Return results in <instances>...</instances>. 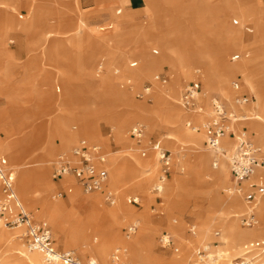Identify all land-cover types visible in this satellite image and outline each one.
Segmentation results:
<instances>
[{"label": "rangeland", "instance_id": "1", "mask_svg": "<svg viewBox=\"0 0 264 264\" xmlns=\"http://www.w3.org/2000/svg\"><path fill=\"white\" fill-rule=\"evenodd\" d=\"M20 2L24 3L26 0ZM59 2L54 8L42 11L44 17L38 30L32 27L36 13L33 9L27 8V12L7 5V13L0 22V114L7 111L0 118V152L2 153V144L9 143L17 156V160H8L16 173V191L25 209L37 223L46 225L51 230L58 251L72 252L83 264L90 262L87 250L80 247L84 245V235L77 236L78 246L75 248L74 242L69 240L72 235L69 222L60 228L49 218H40L42 207L32 206L23 199L21 191L19 168L23 164L31 168L38 165V161H32L37 156L33 157L28 153L39 154L44 139L49 137L51 123L65 122L66 132L80 137L71 148H66L60 137H53L54 154L45 164L47 182L52 184L49 201L67 202L70 195L77 193L79 200L73 207L71 204L69 206L78 218L86 220L92 212L89 207L90 197L100 194L102 209L107 214L113 212L120 202L128 214L124 219L121 217L123 220L117 225V244L100 264H113L114 252L117 249H128L127 244L135 242L139 237L141 244L138 250L133 254L130 251L125 253L124 264H196L198 251L206 245L213 254L224 253L228 262L221 264H229L241 255L242 247L251 242L236 244L229 238L223 239L224 229L235 223L239 233L259 230L262 227L259 208V224L254 228H244L240 223V217L246 210L243 198L244 208L237 209L231 204L229 212L234 213L230 215L220 205H212L211 196L206 192H215L211 188L215 185V175L223 165L219 160V167L214 168L216 159L207 149V133L202 129L193 132L187 127L188 122L201 127L210 120L211 101L209 110L199 103L200 108L203 107L201 113L186 112L179 103L189 84L199 86L202 91L199 94L201 99L209 101L212 94H218L214 98L221 99L227 112L231 113L243 106L236 104L237 95L249 94L255 97V101L256 96L264 93V59L255 70L256 91L248 86L241 75L224 77L227 67L241 64L245 57L246 60L253 59L252 47H255L254 51L257 53L263 52L264 58V32L258 35L260 39H255L257 25L261 28L264 25V0ZM137 5L140 6L136 7ZM190 5H197L199 12L190 13ZM20 15L24 18L20 19ZM232 16L239 17V20L231 19ZM229 35L232 37L225 38ZM239 38L245 42L243 51H237L233 47L228 53L225 52L226 62L223 60L224 53L218 59L216 53L224 51L227 43H238ZM114 42H120L115 44L121 46L120 53L115 46H109V43ZM200 42L203 45H199ZM192 44L199 46L188 49ZM185 47L187 49L184 54L196 53L195 56L198 55L203 63L204 54L210 53L215 65L201 64L197 68L202 72L193 70L187 76V70H183L185 66L179 64L182 68L176 67V70L183 76L179 77L176 90L173 87L176 70L171 65H163L145 78L152 62H165L163 57L173 61L177 58V50ZM242 52L247 55H240ZM235 56H239V59L232 61ZM134 62H137V66L132 67ZM188 64L189 62L186 67ZM157 74L168 76V84L164 86L155 82ZM210 76L218 81L217 88L212 87ZM236 81L241 85L238 92L232 87ZM155 85L164 92L159 97L155 94ZM148 89L150 91L146 93L145 90ZM86 92L95 95L85 94ZM67 109H74V116H70ZM236 115L251 117L253 112L243 108ZM256 115L238 124L249 128L257 145L264 152V144L253 134L261 125ZM84 119L91 129H95V137L91 139L85 136ZM136 125H143L146 130L142 144H137L129 135L130 129ZM199 134L204 136L202 147L192 139ZM82 138L101 145L108 156L110 180L105 192L115 195L114 204L107 201L105 192L87 194L76 185L65 184L64 179L60 185L52 181L59 152L71 155L72 149ZM227 140L231 142L229 138ZM151 142L160 144L173 158L171 174L163 183L159 182L160 165L150 148ZM142 152L147 153L146 157L142 156ZM201 154L208 156L205 164L199 159ZM136 158L138 161L134 160ZM226 162L227 158L223 164L229 173V164ZM116 163H119L123 172L121 182H117ZM141 180L144 190L135 188L136 182ZM65 186L73 188V192L64 198L56 197ZM233 186L230 179L225 189L221 190V201L231 199L229 191ZM156 187H161L162 192L158 193ZM130 199H138L139 205L131 204ZM263 201L264 196L258 207ZM236 214L239 216L235 217ZM103 221L107 227L108 217L103 216ZM132 225L137 226V232L127 238L126 230ZM106 230L103 228V232ZM0 231L19 232L2 226ZM15 234L18 249L0 241V264H22L26 253H32L29 251L28 241L21 238L22 232ZM94 236L91 237L93 243ZM163 236L172 238L179 248L178 253L162 247ZM262 240L264 236L254 241ZM98 243L104 244L103 238ZM42 262L46 264L43 255Z\"/></svg>", "mask_w": 264, "mask_h": 264}, {"label": "built area", "instance_id": "2", "mask_svg": "<svg viewBox=\"0 0 264 264\" xmlns=\"http://www.w3.org/2000/svg\"><path fill=\"white\" fill-rule=\"evenodd\" d=\"M238 59L239 56H235L232 61ZM154 81L165 86L169 82V77L164 74H157ZM240 86L238 81L232 85L233 90L236 92L240 90ZM201 92L198 85H187L181 96L180 106L186 112L201 113L202 109L198 103ZM253 99L252 96L239 95L235 98V102L239 105H248ZM241 119L234 112H227L224 102L216 98L212 102L210 120L201 127H196L192 122H188L187 127L195 132L201 129L204 130L207 133V149L217 156L224 153L221 152L223 139L226 137L235 139V149L228 162L234 183L229 193L243 198L246 204V211L240 217L241 226L254 228L259 224L257 207L260 199L264 196V181L260 178L259 182L255 183L253 179L258 171H264V152L245 132L238 134L235 132L232 123ZM129 135L137 144H142L146 130L143 125H136L130 129ZM149 145L160 165L159 182L163 183L171 174V154L158 143L151 142ZM146 155V152H142L143 157H146ZM72 158L63 153L56 158L53 180L59 182L64 177L70 176L76 180L78 187L87 194L103 191L109 177L106 168L108 156L103 147L91 143L87 139H81L72 150ZM219 163V160H215L214 168H218ZM162 190L161 187H156L158 193H161ZM72 192L73 188L66 187L56 197L64 198ZM105 193L107 201L114 204L115 195L111 192ZM129 202L139 205L138 199H130ZM0 226L22 230V238L28 241L29 249L43 254L50 264H83L72 252L58 251L51 230L46 225L37 223L34 217L25 209L16 191L15 172L12 170L8 158L1 152ZM136 232L137 226L132 225L127 228L126 237L131 238ZM192 232L195 233L194 228H192ZM216 235L218 236L219 233ZM161 242L164 249H173L175 253L179 252V248L176 247L171 237L163 236ZM124 254V250L117 249L113 254L112 263L124 264ZM262 254H264V241L248 244L243 247L242 256L232 260L229 264H264V260L261 258ZM224 262H228L227 258L223 255L213 254L209 246H204L197 253L196 264H221ZM88 264L98 263L89 262Z\"/></svg>", "mask_w": 264, "mask_h": 264}, {"label": "bare ground", "instance_id": "3", "mask_svg": "<svg viewBox=\"0 0 264 264\" xmlns=\"http://www.w3.org/2000/svg\"><path fill=\"white\" fill-rule=\"evenodd\" d=\"M59 1H61V0H26V2L22 3V2H20V0H0V22L4 17L3 15L5 13H7V11H6L7 5H9L10 7L16 8V10L17 9L18 10H26L27 12H28V9H33V11L36 13H35V17H34V23H32L33 24L32 27L35 28V30H38L41 26V23H42L43 17H44L42 11H44L45 9H48V8H54L55 4L60 3ZM43 2H45L47 4V6L44 8L38 7V5L43 4ZM49 2H51V3H49ZM51 4H53V6ZM192 8H193V12H191ZM188 9H189L190 13L195 14L198 11V6L197 5H190ZM246 23H248V22H246ZM260 28L261 27H259L257 25L258 32H257V35L255 37L256 40L260 39L259 38L260 33L264 32V25H262L261 29ZM0 29H1V25H0ZM199 45H203V43L200 42ZM199 45L192 44V45H190V47H188V49L193 48V47H197ZM233 47H236L237 51L241 52L245 48V42L242 41V38H239L238 43H235V44L227 43V44H225L224 45V51L216 53L218 59L221 58V55H223V53H224L223 60H224V62H226L227 58H226L225 52L229 51ZM185 49H187V47L178 49L177 50L178 55L176 54L177 58H174L173 61H171L170 58L163 57L165 59V62H168V64L171 65V67L176 70V66H174V64H176L178 62L182 63L184 61H187V58H188V62H189L188 67L183 68V70H185V69L187 70V71H185V74L187 76L190 75V73L193 70H197V72H202L201 70H199L197 68L201 64L203 66L204 65L209 66V64H211L212 66L215 65V60H213L209 56L210 53L204 54V58H205L204 59L205 64H204L198 58V55L195 56L196 53L195 54L192 53L191 55L184 54ZM251 49H252L253 55H254L253 59L246 60V57H245V59H243L241 64H239L237 66L229 67V68L227 67V70L223 69V71L225 70V73H224L225 78H226V76H235V77H238V75L243 76V78L246 80L248 86L253 91H256L257 88H256V83H255V79H256L255 70L258 67L259 63L264 58H263V54H262L263 52L257 53V51H254L255 47H252ZM240 55L245 56V55H247V53L242 52V54H240ZM202 57H203V55H202ZM173 62H174V64H173ZM160 63H161L160 61L155 62V63L152 62L149 65V71L150 72L147 75H145L146 79L152 73L151 70H152L153 66H155L156 64H160ZM133 66H136V65L134 64ZM262 71H264V70H262ZM175 73H176V76L173 78L174 79L173 87H175L174 89L176 90L177 89V82L179 81V77L183 76V74H181L177 70ZM154 87H155V94L157 97L161 96L164 93L158 85H155ZM149 91H150L149 89L145 90L146 93ZM261 97H262V95L259 94V96H258V101H259L258 110H259V112L257 113L256 118L261 123L262 126L260 125V127L258 129H256L254 133L257 135L259 141H261L264 144V101H262ZM214 99H216V98H214ZM214 99H212V102ZM248 105H243V106H248ZM4 112L6 113L7 111L4 110L0 114V118H2L4 116V114H3ZM98 114H100V113H98ZM247 119H245V120H247ZM0 125H2V124H0ZM83 128L85 129V136H87L90 139L95 137L94 136L95 135L94 134L95 129L94 130L91 129L87 125L85 119H84V127ZM50 130L51 131L49 132V137L47 139L49 141L50 151L47 155V158L44 160L38 161V165L36 166V168L27 167L26 164H23L19 168L20 178H21L20 185H21V191L23 194V199L29 201L32 204V206L40 205L43 209V213L39 217L42 218L44 216L46 218H49L50 221L56 225V227L62 228V226L65 223L69 222V224L71 225V228H72V230H71L72 235L69 236V240L71 242H74L73 245L76 248L78 246L77 236L79 234L84 235V237H85L84 245L83 246L81 245L80 247H82V249L87 250V253L90 256V262H96V263L100 264L103 260L107 259L112 247L115 244H117V241L119 239L118 234H117V225L124 219V216H127L128 214L125 213V209H124L125 206L123 205L122 202H120L119 205L114 208L113 212L107 214L106 211H104V209H102L103 207L101 205L100 194L93 195L90 197L91 201H90L89 207H90L92 212L90 213V216L86 220L78 218L76 216L75 212L73 211V208H71L69 206V204H71L73 207L74 206L73 204L79 200V198H78L79 196L77 195V193L75 194V192H74L72 195H70L67 202L59 200L55 203H52L49 201L48 195L50 193H52L51 192L52 184L50 182H47V170H45L46 169L45 164L50 161L51 157L54 154V150H55L54 144L55 143L53 141V137H55V136L60 137L63 145L66 148H71L73 146V144L78 141V139L80 137L78 134L66 132L65 122L59 123L58 121H54L50 125ZM192 139H193V142H195L198 146H201V147L203 146V140H204L203 134H199L197 136H194ZM227 139L228 138L223 139V142H222L221 152H224V153H221L219 156H217L210 151V153L213 155V157H215L216 160H220V162L222 163L223 166H222L221 170L219 171V173L217 175H215V185L211 188V189H214L215 192L214 193H210V192L207 193L206 192V194H209V196H211L213 206L220 205L221 209L225 213L228 212V214L230 215V214L234 213V212L233 213L229 212V209H231V204L233 205L234 208H237V209H243L245 204L241 200V197H239L238 195L232 196V197H230L231 198L230 200L228 199L226 201H221V198H220L221 197L220 196L221 190L225 189V187L229 183V173H227L223 163H225V158H227L226 163H228L230 161V156L233 154L234 149H235V148H233L235 145L232 147L228 146L229 141ZM2 153L10 160H13V159L17 160V156L13 153L12 145L9 143H7V144L3 143L2 144ZM69 158L73 159L72 158V152H71V155H69ZM199 159L202 162V164H205L208 161V156L206 154H201L199 156ZM172 160H173V158H172ZM107 163H106V168H107L108 173H109V168L107 166L108 165ZM115 173H116V177H117V182H121L123 172L121 171L119 163H116ZM15 175H16V173H15ZM230 175H231V172H230ZM63 179H64L65 184L75 185V181L73 178L66 177ZM231 179H232V176H231ZM109 180H110V177H108L107 183L105 184L103 191L98 192V193L103 194V192H105V189L107 188V186L109 184ZM232 182H233V180H232ZM134 184H135V182H134ZM136 184H135L136 185L135 188H140V189L144 190L142 180L136 182ZM123 193H125V192H123ZM230 195H234V194L230 193ZM233 197H235V198L232 199ZM258 208H259V210H258ZM257 210L259 211V216L261 218L260 221L262 223V227L259 230L253 231L250 233H239V228L235 225V223L234 224L232 223V224H229V226L224 229L225 236L223 237V239L229 238L230 240H232L236 244H240V243L252 242L256 239L263 237L264 236V201L261 203L260 207H257ZM103 216L108 217V219H109V221H108L109 224L107 225V227L104 225ZM238 216L239 215H237V214L235 215V217H238ZM121 217H123V219ZM136 223H138V222H136ZM103 228H106L107 230L105 232H103ZM172 229H173V227H172ZM13 230H15V229H13ZM16 230H18L20 233L22 232V230H20V229H16ZM99 230H100V232H99ZM19 232H15V233H19ZM173 232L174 231H172V233ZM15 233L0 231V241L5 242L7 245H9L11 247H15L18 249L19 244L17 242H15V239H17V236H16L17 234H15ZM174 233L177 234L176 232H174ZM92 235H95L94 240H93L94 243L91 242ZM102 238L104 240V244L98 243L99 240ZM140 244H141V237L137 238V240H135V242H133V243L132 242L128 243L127 244L128 249L124 250L125 253L128 254V252L130 251L133 254L134 252H136L138 250ZM67 246H69V245H67ZM87 246H90V247L87 248ZM206 247H207V245H206ZM238 248H239V246H238ZM29 251H31L32 253H29V252L26 253V255H25L26 258L23 259V261H21L22 264H43V262H42V255L43 254H41L40 252H37V251H33L31 249H29ZM29 254H31V255H29ZM141 254H142V252H141ZM262 255H264V254H262ZM43 257H44V255H43ZM44 261L46 264H50V263H47L45 257H44Z\"/></svg>", "mask_w": 264, "mask_h": 264}, {"label": "crops", "instance_id": "4", "mask_svg": "<svg viewBox=\"0 0 264 264\" xmlns=\"http://www.w3.org/2000/svg\"><path fill=\"white\" fill-rule=\"evenodd\" d=\"M21 1H24V0H21ZM137 1H140V0H134V2H137ZM41 3V2H40ZM131 3H132V0H131ZM139 4V3H138ZM47 6V4L45 3V2H43V4H39L38 5V7H41V8H44V7H46ZM138 6H140V5H137L136 7H138ZM37 7V8H38ZM19 18L20 19H23L24 17H23V15H20L19 16ZM233 18H236L237 20H239V17H237V16H232L231 17V19H233ZM225 20H227V18H225ZM224 36V35H223ZM232 36L231 35H229V36H227V37H225V38H231ZM120 44V42H114V43H109V46L110 47H113V46H115L116 47V49H117V52L118 53H120V48L119 47H121V46H116L115 44ZM121 44H123V43H121ZM123 46H124V44H123ZM215 46H218V45H216L215 44ZM118 47V48H117ZM133 55H135V52H133L132 53ZM127 56V55H126ZM136 56V55H135ZM187 62H188V58H187V61H184V62H182V63H180V62H178V63H176L174 66H176L177 68H182L179 64H183L185 67H186V64H187ZM136 65L137 66V62H134V63H132L131 65L133 66V65ZM163 65H169L168 64V62H162V63H160V64H156L155 66H153V68H152V70H151V72H153V71H155V70H157V69H159L160 67H162ZM210 80H211V84H212V87H214V88H217V86H218V81L216 80V79H214L213 77H211L210 76ZM181 86V85H180ZM180 86L178 87V93H179V88H180ZM244 87V86H243ZM82 94L84 93V91H80ZM85 94H90V93H85ZM90 95H95V94H90ZM219 96L218 94H212V97H211V100H209L208 101V99H201V97H199V102L198 103H201L202 105H204L205 106V108L206 109H210V101H211V107H212V99H214V96ZM239 95H248V96H252V95H249V94H239ZM239 95H237V96H239ZM236 96V97H237ZM93 97H95V96H93ZM235 97V98H236ZM254 99H255V97L254 96H252ZM217 98V97H216ZM92 98H90V100H91ZM219 99V98H218ZM254 99H253V101L248 105V106H242V107H240L238 110H233V111H235L234 113L236 114V112L238 113V112H240V111H242L243 110V108H245L246 110H249L250 112H253V116H251V117H246V116H244V115H241V116H239V115H237L238 117H240V118H242L240 121H238V122H235V123H233L232 125H233V129L235 130V132L238 134V133H241V132H245L248 136H249V138L257 145V143H256V139L254 140V138H253V135L251 134V132L249 131V128H247V127H245V126H243V127H241V126H239V124L238 123H241V122H245V121H247V120H245V119H247V118H252V117H255V115L259 112V110H258V103H259V101H258V97L256 96V100L254 101ZM261 99H262V101H264V93L262 94V97H261ZM94 100H95V98H94ZM221 100V99H220ZM158 105V104H157ZM157 105H156V107H157ZM58 107V106H57ZM199 107H200V104H199ZM60 109V108H59ZM61 110V109H60ZM74 109H67V111L69 112V115L70 116H74V111H73ZM202 111H203V107H202ZM232 111V112H233ZM73 114V115H72ZM62 117H63V114H62ZM252 131V130H251ZM253 132V131H252ZM253 134L255 135V133L253 132ZM229 138V140L231 141V142H229L228 143V146H230V147H232V146H234L235 145V139L233 138V137H228ZM2 141V140H1ZM258 146V145H257ZM233 148H235V146L233 147ZM73 150V149H72ZM49 151H50V145H49V141L48 140H46V139H44V142H43V144L40 146V152H39V154L37 153H35V152H32V153H28V155H30V156H37V157H34L33 158V160L32 161H41V160H44V159H46L47 158V155H48V153H49ZM35 153V154H34ZM60 154H62V152L60 153L59 152V155ZM4 155V154H3ZM134 160H136V161H138L137 160V158L136 159H134ZM229 172V180L231 179V175H230V171H228ZM110 175V174H109ZM66 177H70V176H66ZM66 177H64V178H66ZM71 178H73V177H71ZM260 178H262L263 179V181H264V171H258L257 172V174H256V176L254 177V179H253V182H255V183H258L259 182V180H260ZM74 179V178H73ZM62 180V179H61ZM61 180L59 181V182H56V181H54L53 180V178H52V181H54L57 185H60V183H61ZM75 181V185L76 186H78L77 184H76V180H74ZM233 183V182H232ZM66 187H69V186H65V187H63V188H66ZM231 197L232 196H234V195H230ZM258 212V211H257ZM257 216H258V213H257ZM205 217H207V215L205 216ZM258 220H259V218H258ZM262 241H264V240H262ZM255 242H259V241H254V242H251V243H248V244H252V243H255ZM248 244H246V245H248ZM245 246V245H244ZM243 246V247H244ZM243 247H242V250H243ZM67 252V251H66ZM224 253H219V255H223ZM241 255L240 256H238L237 258H239V257H241L242 256V251H241V253H240ZM263 257H264V255H262V259H263ZM236 259V258H235ZM264 260V259H263Z\"/></svg>", "mask_w": 264, "mask_h": 264}]
</instances>
